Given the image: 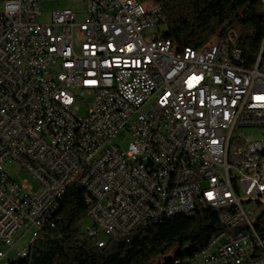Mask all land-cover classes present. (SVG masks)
<instances>
[{"label":"built area","instance_id":"2783aa9c","mask_svg":"<svg viewBox=\"0 0 264 264\" xmlns=\"http://www.w3.org/2000/svg\"><path fill=\"white\" fill-rule=\"evenodd\" d=\"M79 4L82 21L61 0H0V246L33 231L5 264L58 224L70 184L85 192L81 228L98 246L212 208L221 230L184 260L264 264V211L252 217L264 206V139L238 133L264 130V44L254 62L240 46L230 57L221 36L178 50L161 35V4ZM122 130L127 149L113 141ZM10 162L38 189L16 181Z\"/></svg>","mask_w":264,"mask_h":264},{"label":"trees","instance_id":"16d2710c","mask_svg":"<svg viewBox=\"0 0 264 264\" xmlns=\"http://www.w3.org/2000/svg\"><path fill=\"white\" fill-rule=\"evenodd\" d=\"M150 1L162 5L166 20L161 35L178 50L226 36L230 28L237 29L236 44L249 62L255 61L264 44V0ZM84 196L83 189L68 185L56 228L40 232L27 256L10 264H148L159 256L168 257L163 264H189L184 258H193L222 228L218 212L203 208L139 226L128 237L101 247L82 231L87 211ZM174 247L175 255L169 257Z\"/></svg>","mask_w":264,"mask_h":264},{"label":"rangeland","instance_id":"374dc122","mask_svg":"<svg viewBox=\"0 0 264 264\" xmlns=\"http://www.w3.org/2000/svg\"><path fill=\"white\" fill-rule=\"evenodd\" d=\"M80 0H61L62 3L70 5L74 10L76 11V18L79 21H82L85 19L86 15L83 9H81V5L79 4ZM48 14H45L42 21H47L48 20ZM162 33V32H161ZM150 34V32H149ZM87 102L92 101V97L88 96L86 98ZM85 101H80L79 102V111L78 115L79 116H85L87 112V105L85 104ZM238 133H242L247 136L253 135L256 138L264 139V130L259 129V128H240L238 130ZM130 137L127 135L126 131L122 130L119 134H117L114 138L113 141L117 145H119L122 149H127L128 144L130 142ZM8 171L11 175L14 176L15 180L18 182H23L27 180V182L32 185L33 189L36 190L39 187L38 181L33 177V175L25 170L24 168L21 167V165L18 162H10L9 163V168ZM253 208V215L252 217L255 218L259 213L264 211V206L261 208L258 207H252ZM86 222H89V218L86 217L84 219ZM32 230H27L26 226H23L20 228L18 233L16 234L14 238V243L13 246H8V245H2L0 246V249L4 250L7 252L6 257L2 260V264H5L7 260L12 259L17 256L18 252L21 251L23 248L27 246V244L30 242L32 238ZM103 237L107 238V235L102 234ZM177 247H174L171 249V251L167 254L169 257L172 256V254L175 252ZM167 256L162 257L159 256L155 259H152L148 264H163L167 260ZM189 264H198V260L193 259Z\"/></svg>","mask_w":264,"mask_h":264},{"label":"bare ground","instance_id":"6f19581e","mask_svg":"<svg viewBox=\"0 0 264 264\" xmlns=\"http://www.w3.org/2000/svg\"><path fill=\"white\" fill-rule=\"evenodd\" d=\"M237 38H232L230 33L221 37L222 44L225 45L226 51H229L230 57H238V46L236 44ZM57 224H50L49 228H56Z\"/></svg>","mask_w":264,"mask_h":264}]
</instances>
